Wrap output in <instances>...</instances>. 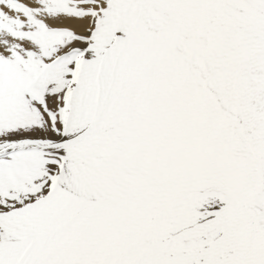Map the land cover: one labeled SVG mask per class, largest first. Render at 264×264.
I'll use <instances>...</instances> for the list:
<instances>
[{
	"label": "snow or ice",
	"instance_id": "6c2138e0",
	"mask_svg": "<svg viewBox=\"0 0 264 264\" xmlns=\"http://www.w3.org/2000/svg\"><path fill=\"white\" fill-rule=\"evenodd\" d=\"M0 264H264V0H0Z\"/></svg>",
	"mask_w": 264,
	"mask_h": 264
}]
</instances>
